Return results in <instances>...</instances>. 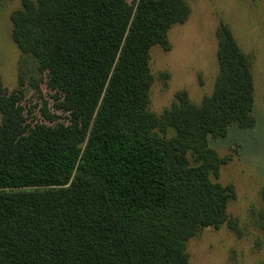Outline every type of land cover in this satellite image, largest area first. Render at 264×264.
<instances>
[{
	"label": "trees",
	"instance_id": "obj_1",
	"mask_svg": "<svg viewBox=\"0 0 264 264\" xmlns=\"http://www.w3.org/2000/svg\"><path fill=\"white\" fill-rule=\"evenodd\" d=\"M190 14L186 0H23L12 14L14 43L59 78L75 118L13 146L0 124V264H190L191 239L236 228V189L218 181L231 157L210 142L256 125L255 80L227 24L213 93L150 110L152 49L170 51ZM16 100L3 107L18 117Z\"/></svg>",
	"mask_w": 264,
	"mask_h": 264
},
{
	"label": "rangeland",
	"instance_id": "obj_2",
	"mask_svg": "<svg viewBox=\"0 0 264 264\" xmlns=\"http://www.w3.org/2000/svg\"><path fill=\"white\" fill-rule=\"evenodd\" d=\"M186 1L191 14L186 23L170 30V51L156 46L151 52L154 84L150 110L161 114L179 92H187L196 105L213 93L219 74L216 31L227 24L254 61L256 119L252 128L232 127L226 138L211 139L212 148L231 157L218 181L236 189L237 199L229 208L236 228H207L191 239L187 249L190 264H264V0ZM22 8L23 0L0 1V74L7 90L0 94V124L6 121L9 125L6 146L15 145L34 130L69 125L75 118L65 103L67 91L59 78L41 74L36 61L23 54L12 39L11 16ZM12 95L23 109L18 117L3 107ZM45 102L57 122L43 116Z\"/></svg>",
	"mask_w": 264,
	"mask_h": 264
}]
</instances>
